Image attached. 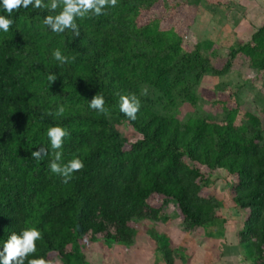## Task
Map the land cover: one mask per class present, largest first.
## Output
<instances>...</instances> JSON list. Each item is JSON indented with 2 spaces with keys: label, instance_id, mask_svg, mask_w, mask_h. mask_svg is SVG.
<instances>
[{
  "label": "trees",
  "instance_id": "1",
  "mask_svg": "<svg viewBox=\"0 0 264 264\" xmlns=\"http://www.w3.org/2000/svg\"><path fill=\"white\" fill-rule=\"evenodd\" d=\"M177 1L0 0V264H87L86 242L128 246L169 202L184 227L215 226L205 170L232 179L237 244L264 264V129L197 93L238 57L264 80V22L214 67L185 44Z\"/></svg>",
  "mask_w": 264,
  "mask_h": 264
},
{
  "label": "rangeland",
  "instance_id": "2",
  "mask_svg": "<svg viewBox=\"0 0 264 264\" xmlns=\"http://www.w3.org/2000/svg\"><path fill=\"white\" fill-rule=\"evenodd\" d=\"M180 1L190 2L189 7L178 13L185 44L191 48L198 46L202 57L210 58L214 67H221L232 48L248 42L264 22V0H224L218 6L193 5L195 0ZM156 10L157 7L153 15ZM197 91L202 98L200 109L205 113L223 117L215 104L222 102L228 108L238 109L236 123L240 124L244 114L249 112L259 119L264 129V80L250 69L243 57H238L232 69L223 76L206 73ZM188 112H191L190 107L183 106L182 114ZM116 130L127 140V146L139 139L127 125L116 126ZM205 171L207 183L202 194L216 203L219 224L210 228H186L174 204L169 202L164 209L165 217L157 222H141L128 246L106 247L86 242L83 248L86 263L165 264L161 255L165 245L173 264H236L231 256L237 257L240 264H254L251 250L237 244L236 236L243 228L245 216L231 201L232 179L221 171ZM224 257L227 260H223ZM48 263L65 264L55 255L49 256Z\"/></svg>",
  "mask_w": 264,
  "mask_h": 264
},
{
  "label": "crops",
  "instance_id": "3",
  "mask_svg": "<svg viewBox=\"0 0 264 264\" xmlns=\"http://www.w3.org/2000/svg\"><path fill=\"white\" fill-rule=\"evenodd\" d=\"M231 257L233 258V260H235L236 264H240V262H238V258L237 257L236 258L234 256H231ZM223 260H227V257H224Z\"/></svg>",
  "mask_w": 264,
  "mask_h": 264
}]
</instances>
